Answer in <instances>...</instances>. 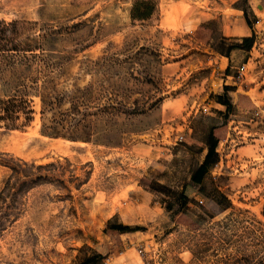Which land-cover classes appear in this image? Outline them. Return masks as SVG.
Instances as JSON below:
<instances>
[{
	"label": "rangeland",
	"instance_id": "rangeland-1",
	"mask_svg": "<svg viewBox=\"0 0 264 264\" xmlns=\"http://www.w3.org/2000/svg\"><path fill=\"white\" fill-rule=\"evenodd\" d=\"M133 1L0 0V18L69 26L54 43L65 97L53 112L76 93L73 110L90 120L77 140L43 135L30 95L34 119L0 126V188L13 159L45 165L0 198V264H78L94 251L104 264L264 256V0H152L142 21ZM252 34L249 50H217L220 37ZM212 126L217 162L193 183ZM109 222L138 229L105 232Z\"/></svg>",
	"mask_w": 264,
	"mask_h": 264
},
{
	"label": "trees",
	"instance_id": "trees-1",
	"mask_svg": "<svg viewBox=\"0 0 264 264\" xmlns=\"http://www.w3.org/2000/svg\"><path fill=\"white\" fill-rule=\"evenodd\" d=\"M155 10L156 3L152 0H134L130 9V18L132 21L146 20ZM67 27L69 26L58 25L54 22L0 18V84L6 90L4 97H0V126L13 129L28 125L34 119L35 113L29 97L36 95L40 97L42 106L40 109L41 134L49 137H66L70 140L81 138L77 132L90 123V120H86V114L78 117L77 109L73 110L82 102L79 95L74 93L70 96L69 109L53 112L55 107L61 106L65 95L57 89V78L62 72L59 63L61 61L59 58L55 60L52 54L57 51L54 43ZM253 43V34L244 36L237 42H228L226 37H220L217 50L229 55L235 48L249 50ZM215 98L225 105L224 118L226 120L228 111L233 105L226 93L219 94ZM218 129L217 126L209 129L207 151L203 161L191 176L193 183H201L208 167L217 162L219 139L216 132ZM7 166L10 168V174L0 188V198L15 193V185L23 177L25 178L22 179L21 184L30 187V184L36 182L41 176L32 177L35 174L33 171L42 169L45 165L16 158ZM192 190V184L186 183L181 192L182 205L187 203L188 195ZM137 229L138 227H131L121 222H109L104 231L124 232ZM104 259L103 254L94 251L85 254L78 264H104ZM224 264H264V256L254 260H249V257L236 256L229 258Z\"/></svg>",
	"mask_w": 264,
	"mask_h": 264
},
{
	"label": "built area",
	"instance_id": "built-area-1",
	"mask_svg": "<svg viewBox=\"0 0 264 264\" xmlns=\"http://www.w3.org/2000/svg\"><path fill=\"white\" fill-rule=\"evenodd\" d=\"M200 202H202V199L200 198V199H198Z\"/></svg>",
	"mask_w": 264,
	"mask_h": 264
},
{
	"label": "bare ground",
	"instance_id": "bare-ground-1",
	"mask_svg": "<svg viewBox=\"0 0 264 264\" xmlns=\"http://www.w3.org/2000/svg\"><path fill=\"white\" fill-rule=\"evenodd\" d=\"M16 137H17V136H16ZM16 137H15V138H16ZM8 139H9V138H8ZM14 140H16V139H14Z\"/></svg>",
	"mask_w": 264,
	"mask_h": 264
}]
</instances>
